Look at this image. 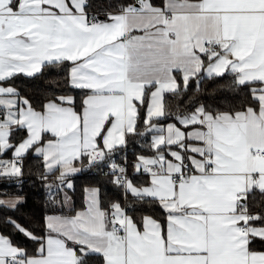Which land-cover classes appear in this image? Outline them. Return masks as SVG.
<instances>
[{"label": "snow or ice", "instance_id": "6c2138e0", "mask_svg": "<svg viewBox=\"0 0 264 264\" xmlns=\"http://www.w3.org/2000/svg\"><path fill=\"white\" fill-rule=\"evenodd\" d=\"M0 264H264V0H0Z\"/></svg>", "mask_w": 264, "mask_h": 264}, {"label": "trees", "instance_id": "16d2710c", "mask_svg": "<svg viewBox=\"0 0 264 264\" xmlns=\"http://www.w3.org/2000/svg\"><path fill=\"white\" fill-rule=\"evenodd\" d=\"M214 87V85L211 82H208L205 85V88L207 90H211ZM40 189L38 186H32L30 182H26L24 184V191L23 195L27 197V203L22 211L28 212V211H35L40 207Z\"/></svg>", "mask_w": 264, "mask_h": 264}]
</instances>
